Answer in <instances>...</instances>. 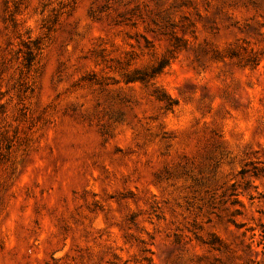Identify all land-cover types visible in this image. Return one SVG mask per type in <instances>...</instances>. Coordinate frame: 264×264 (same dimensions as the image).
<instances>
[{
    "label": "rangeland",
    "instance_id": "obj_1",
    "mask_svg": "<svg viewBox=\"0 0 264 264\" xmlns=\"http://www.w3.org/2000/svg\"><path fill=\"white\" fill-rule=\"evenodd\" d=\"M0 264H264V0H0Z\"/></svg>",
    "mask_w": 264,
    "mask_h": 264
}]
</instances>
